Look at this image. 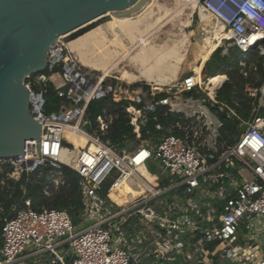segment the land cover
Segmentation results:
<instances>
[{
  "label": "built area",
  "instance_id": "2783aa9c",
  "mask_svg": "<svg viewBox=\"0 0 264 264\" xmlns=\"http://www.w3.org/2000/svg\"><path fill=\"white\" fill-rule=\"evenodd\" d=\"M191 5L216 21L213 42L264 56V0ZM63 38L51 45L47 67L24 80L29 110L41 125V153L37 139L27 138L23 155L0 163L17 180L40 166H70L79 176L80 219L75 223L55 207L34 208L30 197L17 199L7 212L0 205V264H264V79L248 88L254 101L242 118L216 98L221 88L210 95L203 87L209 77L203 81L201 73L185 74L176 92L167 88L158 97L155 88L126 86L86 66ZM50 86L60 99L52 110ZM103 97L129 101L135 137L151 119L148 137L132 146L127 136L113 143V114H88L90 103ZM160 108L179 120L164 123ZM221 114L238 118L243 129L232 143L222 136ZM81 138L85 145L78 146ZM149 162L159 170L151 171Z\"/></svg>",
  "mask_w": 264,
  "mask_h": 264
},
{
  "label": "water",
  "instance_id": "95a60500",
  "mask_svg": "<svg viewBox=\"0 0 264 264\" xmlns=\"http://www.w3.org/2000/svg\"><path fill=\"white\" fill-rule=\"evenodd\" d=\"M149 1L0 0V161L23 155L27 138L37 139L41 153V125L29 110L30 94L24 80L47 67L51 45L105 13L138 11ZM124 85L143 90L152 86L146 81Z\"/></svg>",
  "mask_w": 264,
  "mask_h": 264
},
{
  "label": "bare ground",
  "instance_id": "6f19581e",
  "mask_svg": "<svg viewBox=\"0 0 264 264\" xmlns=\"http://www.w3.org/2000/svg\"><path fill=\"white\" fill-rule=\"evenodd\" d=\"M167 1L150 0L143 9L132 14L130 13L135 9L105 13L90 22L92 24L99 20L98 26L87 30L67 43L69 51L76 55L78 60L86 66L104 71L106 75L111 74L116 69L121 71V76L118 77L121 84H124L125 82L123 81L125 80L129 83L130 80L139 78L141 70L153 71L155 69L154 66L160 63L162 64H160L162 73H167V69L170 66L168 65L169 60L176 62L175 67L178 68L182 62V56H179L178 52L183 46L184 39L174 44L172 43L173 41L171 43H158L156 39L158 32L163 26L170 20L178 18L182 13H185L183 11L190 8L188 6L191 5V0H174L175 4L172 7L166 6ZM201 11L203 10L201 9ZM109 16L111 17L106 18ZM209 17L213 20L211 16ZM213 22L215 24L212 30L218 35L216 21L213 20ZM90 24L88 23V25ZM88 25H85V27ZM68 34L70 33L63 36ZM214 43L216 42H213L212 39V45ZM124 60H129L133 64L135 72L119 70L121 69L119 66ZM200 73L201 71L198 70L197 74L200 75ZM227 81L226 75L217 74L210 76L205 82L206 90L214 97ZM134 112L135 116L138 117L139 111L135 109ZM134 122H136V119H134ZM85 142L84 138L76 139L78 146L85 145ZM127 189L132 191L129 186H127ZM111 195L118 199L119 202H122L115 193Z\"/></svg>",
  "mask_w": 264,
  "mask_h": 264
},
{
  "label": "rangeland",
  "instance_id": "374dc122",
  "mask_svg": "<svg viewBox=\"0 0 264 264\" xmlns=\"http://www.w3.org/2000/svg\"><path fill=\"white\" fill-rule=\"evenodd\" d=\"M174 4H175L174 0H168L166 2V6L168 7H172L174 6ZM188 7L190 8H187L185 11H183L185 13H182L178 18H174V20L173 19L170 20L165 26H163L158 32V37L156 39L158 43H166V42L171 43L173 41L172 42L173 44L182 41L184 39L183 46H181L178 52V55L182 56V62L180 63V68H178L177 70V74H176L177 67H175L176 62H174L173 60L168 61V64L170 66L168 67L166 73L167 79L172 81L174 77L176 78L171 84H168L167 86L166 85L162 86V89L160 88L158 89L157 86L153 84L151 88L152 89L155 88L159 92H165L164 90H167L166 88H172L170 92L174 93L177 91L176 88L178 83L181 82L183 78L182 76L190 72H195V69L198 67L202 68L201 74L203 75L202 76L203 81L207 77L212 76L214 73L220 72L219 74L226 75L228 79L226 83H228L230 80L228 72L230 70H235L236 68H240V72H247L245 73V75H248L249 77L254 79L256 83H261L264 79V74L262 71H260L258 68H254L252 76H250L251 73L247 71L248 66L252 67V65L255 62H259V61H261L264 70V58L260 60L259 56L261 55L252 57L244 53L242 54L234 53L233 49H230V46L225 44V47L226 46L227 47L224 49L223 53L225 56L229 57L230 60L228 62H223L222 65L220 66L211 65L209 67L208 64H206L209 62V60H211V57L213 53L217 50V48L220 47L217 46L216 49H214V52L208 58H206V53H207L206 50L212 45V36L210 35L212 34V28L215 23L206 13L201 11L199 7L195 5H189ZM130 14H132V12ZM130 14L128 13V15ZM110 17L111 16L106 18H110ZM99 22L100 21L98 20L93 22L92 24H98ZM74 32L64 36V38L62 39L64 43H68L72 39V34ZM196 55H198V58H196ZM248 62H250V64H248ZM171 65L174 66L172 67ZM207 66L210 69V71L208 73V76L206 75V78H204L203 73L204 70L207 69ZM119 68H121L119 70H128L130 72H135V67L129 60H124L119 66ZM120 72L121 71H118L116 69L115 71L113 70L112 74L119 77L121 76ZM253 86L255 85L250 82L245 85L244 92L246 93L247 96H249L248 88ZM203 87H205V85H203ZM201 96L209 98L208 94L204 92L203 94H201ZM233 105L234 107L235 106L242 107L243 104H241L240 99L234 98ZM108 107H112V106L107 105V108H105L106 110L109 111L110 109ZM112 114L114 118L117 117V115H114V113ZM241 117L245 118L243 116ZM238 136L239 135H235V134L231 135V137L234 140H236ZM142 139L143 136L140 137L136 136L130 141H128V145L132 146L139 144ZM148 166L149 169L153 172L159 170V166L153 165V163L151 162H149ZM39 171L43 173L40 174ZM11 173H12V169L10 166L0 163V191L5 192L4 195L6 199H11L15 195V191L17 187H20L23 190V194L20 197L22 196L28 197L30 194L29 188H35L36 186H41L46 196L49 197L50 201H52L54 196H56L58 193L61 192L60 187L64 182V177H65L62 168L55 170L52 168H46L44 166H40L39 170H37L35 173L31 175H27L26 177L22 175V177L19 180L12 177ZM20 197L18 199H20ZM36 204L37 207L39 206L40 208L42 207L53 208L50 205H46V204L38 205L39 204L38 201L35 202V205ZM0 205H3L5 207V201L2 200L1 198H0ZM90 225L91 223H86L85 227H88Z\"/></svg>",
  "mask_w": 264,
  "mask_h": 264
},
{
  "label": "trees",
  "instance_id": "16d2710c",
  "mask_svg": "<svg viewBox=\"0 0 264 264\" xmlns=\"http://www.w3.org/2000/svg\"><path fill=\"white\" fill-rule=\"evenodd\" d=\"M138 11L134 10L132 13H136ZM96 25L98 24H90L84 28L79 29L78 31L72 34V39L77 38L81 34L85 33V31L95 27ZM219 45L220 43L216 42L206 50L207 58L214 52V49H216V47ZM230 49H233L234 53H239V54L244 53L240 49L235 47H231ZM223 51H224L223 46L218 47L217 50L213 53L211 60H209V62L206 64H208V66L210 67L211 65L220 66L222 65L223 62H228L230 59L229 57L224 55ZM246 54L252 57L260 55L257 49H251ZM259 57L260 60L264 58V56L262 55ZM196 58H198V55H196ZM248 64H250V62H248ZM208 66L207 69L204 70L203 73L204 78H206V75L208 76V73L210 71ZM254 68H258L264 74L261 61L255 62L252 65V67L250 66L247 67V71L251 73L250 76H252ZM219 73L220 72H216L212 76H215ZM245 73L247 72H240V68H236L235 70H230L228 72L230 80L228 83H225L224 86L218 91L217 97L218 100L225 101L232 106H234L233 105L234 98L240 99L241 104H243L242 107L235 106V108L239 115L243 117H248L252 109L254 100L250 96L246 95V93L244 92V87L249 82L254 84L255 86H259L261 83H256L254 79H252L248 75H245ZM192 93L194 92H185L186 95H190ZM164 95H166L165 92L158 93V97H162ZM46 99H47V108L49 110L53 109V105L57 107L60 103L59 97L56 95L55 91L52 89L51 86L49 87V90L46 94ZM107 105L112 106V107H108L110 109L109 112L114 113V115H117V117L113 122L112 129L109 135L112 142L115 144L122 142L123 144L124 140L127 137L133 139L135 137V133L133 132V125L129 123L130 121L129 114L126 112V107L129 105V101L121 100L115 102L113 101L112 97H103L101 99L94 100L90 103L88 107V114L91 117L95 118L96 115L100 114L103 109L107 108ZM163 112H165V109L160 108L157 113L158 114L160 113V119L164 123L174 124L177 120H179V115L164 116ZM221 119L223 121V129H222L223 138H225L229 143L234 142L235 140L231 137V135L232 134L240 135V133L243 130L242 127L239 125V119L236 117L228 118L225 114H221ZM148 129L153 130V124L151 119L148 120L147 127L142 128V136L144 138L148 137L149 135V132L147 131ZM174 132L177 133V130L174 129ZM62 171L65 177H64V182L60 187L61 192L58 193L56 196H54L52 201H50L49 197L46 196L41 186H36L35 188H29L30 194L28 197H31L32 201L34 200L33 201L34 208H40L39 206L37 207V204L35 205V202L38 201L39 202L38 205L46 204V205H50L51 207L66 210L73 218V221L75 223H78L80 219L79 218L80 213L82 210V202H81L80 187H79V176L77 172L68 165H63ZM23 176L26 177L27 173L24 172ZM4 194L5 192L0 191V198L5 201V210L7 212L11 207V205L14 203V201H16L23 194V190L20 187H17L15 191V195L11 199H6ZM2 225H3V220H0V245H1Z\"/></svg>",
  "mask_w": 264,
  "mask_h": 264
},
{
  "label": "crops",
  "instance_id": "0c3cea01",
  "mask_svg": "<svg viewBox=\"0 0 264 264\" xmlns=\"http://www.w3.org/2000/svg\"><path fill=\"white\" fill-rule=\"evenodd\" d=\"M212 46V45H211ZM210 46V47H211ZM209 47V48H210ZM206 58H207V55H206ZM184 62V61H183ZM156 63V62H155ZM161 64V63H160ZM156 65V66H154L155 67V69L153 70V71H151V72H149V71H145V70H141L140 72H139V78H135L134 80H130V82L131 83H135V82H142V81H146V82H148V84H153V85H156L157 86V88L159 89H162V86H167L168 84H171L174 80H175V78L176 77H174L173 78V80L172 81H170L169 79H167V75H166V72L165 73H162V67H161V65ZM169 65V64H168ZM158 67V68H157ZM178 68H180V65L178 66ZM178 68L176 69V74H177V70H178ZM201 69L202 68H200V67H198V68H196L195 69V72H197L198 70L199 71H201ZM176 74H175V76H176ZM218 75H224V74H218ZM120 77V76H119ZM140 79H141V81H140ZM123 82H125V83H127V81L125 80V81H123ZM129 82V83H130ZM167 89V88H166Z\"/></svg>",
  "mask_w": 264,
  "mask_h": 264
}]
</instances>
